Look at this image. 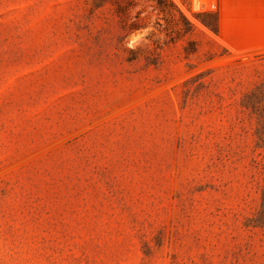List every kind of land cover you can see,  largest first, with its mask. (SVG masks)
<instances>
[{"label":"rangeland","instance_id":"1","mask_svg":"<svg viewBox=\"0 0 264 264\" xmlns=\"http://www.w3.org/2000/svg\"><path fill=\"white\" fill-rule=\"evenodd\" d=\"M261 110L264 0H0V264H264Z\"/></svg>","mask_w":264,"mask_h":264},{"label":"trees","instance_id":"2","mask_svg":"<svg viewBox=\"0 0 264 264\" xmlns=\"http://www.w3.org/2000/svg\"><path fill=\"white\" fill-rule=\"evenodd\" d=\"M204 14L209 15L214 18V24L209 25L205 24L206 27L211 29L213 32L217 33L219 26H220V17H221V12L215 11V12H205ZM254 96V94L250 95ZM254 113L260 115L261 117L264 116V110L261 111H254ZM253 226L255 227H261L264 228V187L262 189V195H261V208L256 216V218L252 219Z\"/></svg>","mask_w":264,"mask_h":264},{"label":"crops","instance_id":"3","mask_svg":"<svg viewBox=\"0 0 264 264\" xmlns=\"http://www.w3.org/2000/svg\"><path fill=\"white\" fill-rule=\"evenodd\" d=\"M221 16H222V14H221Z\"/></svg>","mask_w":264,"mask_h":264}]
</instances>
